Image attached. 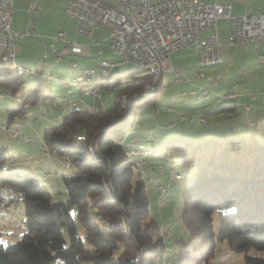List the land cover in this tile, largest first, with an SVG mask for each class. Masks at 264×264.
I'll return each mask as SVG.
<instances>
[{"label": "trees", "instance_id": "trees-1", "mask_svg": "<svg viewBox=\"0 0 264 264\" xmlns=\"http://www.w3.org/2000/svg\"><path fill=\"white\" fill-rule=\"evenodd\" d=\"M12 68L0 62V94L4 90L17 96L5 123L14 129L38 103L43 77L25 83L26 74ZM118 76L113 70L110 77L89 83L94 89H116L109 107L97 106L94 113L78 105L66 107V113L56 119L58 123L45 130L49 157L56 152L70 163L67 167L71 172L62 176L66 201H54L43 179L25 164L15 163L7 145L0 147V204L23 202L26 213L23 237L9 245L0 242V264H50L57 258L65 264H213L218 244L223 241L232 251L245 253L244 264H264V257L247 253L251 248L264 249L262 137L255 130L248 135L241 131L192 132L188 123L152 135L145 145L132 149L129 134L146 115H153L133 111L137 97L132 96L154 79L147 74L121 82ZM156 85L154 92L139 97L144 101L138 109L151 100L160 80ZM43 97H52L51 91ZM125 97L129 100L126 107ZM235 108L237 101L227 99L214 110ZM3 133L12 136L8 131ZM163 135L167 136L154 157L172 164L179 161L193 172V179L184 188L181 216L189 240L178 241L179 251L174 256L169 255L165 234L151 214L142 168L135 170L130 158L139 154L133 151L145 150L149 141ZM73 207L78 209L80 226L72 214Z\"/></svg>", "mask_w": 264, "mask_h": 264}, {"label": "rangeland", "instance_id": "rangeland-1", "mask_svg": "<svg viewBox=\"0 0 264 264\" xmlns=\"http://www.w3.org/2000/svg\"><path fill=\"white\" fill-rule=\"evenodd\" d=\"M103 58L119 61V57L112 53L110 49H107L104 57L97 56L87 60L86 63L81 61L79 65L83 67L86 66V68L93 66L94 69H98L96 66L101 63ZM171 59L174 66L184 69V83H177L174 75L164 72L159 88L154 96H152L151 100H149L144 107L138 109L140 103L143 102L144 99L137 97L132 105L133 111L138 110L140 113H145V115L148 114V112L156 114L157 112H167L168 108L171 107L175 110V113L168 112L171 114H168L171 121H179V119H181V114L177 117V112L180 110L183 111L182 113H185V115H188V112H190V114L194 113L197 116L198 114H205L207 123L201 124L200 118L197 117L194 124H190L191 126L187 127H189L192 132L205 133L206 131H210V133L213 134H219L225 131L227 133L241 131L248 135L255 130L264 140V115L255 119V125H251L248 121L249 117L254 116L255 111L259 109L257 108L260 106L259 103L264 102V96L259 95V100L253 103L254 108L251 111L245 109L243 99H238V106L235 111L224 110L218 113H207L208 110L217 108L222 102L227 101V99L230 101L236 100V98H233V93L231 92L233 90L231 89V91H229L228 88L230 85H228L225 80L220 81V88L217 87L215 89L211 86L213 79H221L224 64L201 66L196 58L195 51L190 49H183L175 52ZM75 60L78 61V58L67 56L63 61H57L51 58L39 67H37L36 63L27 62V66L24 65L25 67L32 71L39 70L43 76L40 99L31 109L40 114L41 118L38 122H33L27 116L23 121L24 125H15L14 127L18 129L16 132L20 134L18 138L0 131V147L7 145L10 154L15 156V158H13L15 163L25 164L27 169L36 172L52 192L53 200L59 202L67 200L62 176L68 175L71 169L65 164L64 157H61L56 152H51V157H49L42 151L41 147L46 139L45 130L51 125L58 123L56 116L60 112L58 109H51L49 101L56 98L60 103L62 97L69 98V96L71 99H76L79 98L80 93H83L82 89L94 88V85L89 83L85 84L84 87L75 86L73 84V80L79 75L71 65ZM201 68L205 74L204 78L199 76ZM114 70L119 72L118 77H120L121 82H125L133 77L150 74L149 70L139 67L136 64H119ZM15 71L16 69L13 71L15 74L18 73ZM110 74H107L106 77H110ZM50 75H53V79H51V77H49L50 79L47 78ZM29 76L28 74L23 76L25 83H31L34 80L37 81L39 78V76H34L32 78ZM201 88H206L211 91L210 98H208L209 96H196L191 94L192 90H199ZM97 89L98 97L84 96L82 98L84 100L79 102L78 107L82 109H91V107L96 104L103 108L112 103L113 94L116 92V89L104 91V89L99 86ZM69 90L72 91L71 94H69ZM49 91H51L52 97H48L47 99L44 98V94ZM16 100L17 96L13 97L8 91L3 90V94H0V126L6 123L9 113L8 108L12 107ZM222 116L224 118H220ZM214 117L219 118L218 122L213 119ZM234 117L239 119L237 122V124L240 125L239 127H241L239 130L231 125V118ZM164 119L165 118L159 122L160 126L158 125L159 127H156L157 132H153L152 135L171 131V129L167 127L170 120L164 121ZM146 121H152V119L145 118L143 122L145 123ZM181 122L183 123L179 127L189 125L186 120ZM23 135L29 137L30 141L24 140L22 138ZM165 136L167 135L158 137V140L149 141L147 148L143 151L136 150L132 152L133 154L139 153L146 155L144 158L137 155H130V158L135 162L134 165L137 164V161L141 162L142 172L146 180L151 214L158 220L161 230L165 234L169 255L174 256V254L179 251L178 241L189 240V234L184 228L181 216L184 210V188L185 185L193 179V172L180 165L179 161L172 164L164 159L154 157V151H160V146L158 145L163 142ZM147 150H149L148 155L146 153ZM160 165H162V169H160ZM171 170L181 172L180 174L187 171H189V173H184V176L182 174L183 177L171 181ZM46 173H50L49 178L46 177ZM163 187L166 188V191H168L167 193L162 192ZM12 197L16 198L17 195H12ZM167 199H169V201ZM72 214L77 220L78 209L76 207L72 208ZM25 219L26 213L23 202L18 204L12 203L11 206L6 202L0 204V242L9 245L20 240L26 230L24 223ZM77 223L79 225L78 220ZM18 225H20V227H18ZM65 238L66 244H69V236L66 232ZM247 253L264 257V249L251 248ZM244 260V252L238 253L232 251L228 242L223 241L218 244L217 254L213 258V264H244ZM50 264H65V262L63 259L57 258ZM83 264L97 263L84 261Z\"/></svg>", "mask_w": 264, "mask_h": 264}, {"label": "built area", "instance_id": "built-area-1", "mask_svg": "<svg viewBox=\"0 0 264 264\" xmlns=\"http://www.w3.org/2000/svg\"><path fill=\"white\" fill-rule=\"evenodd\" d=\"M42 5L37 1L29 4L28 10L38 13ZM14 0H0V59L17 58L19 39L32 33L29 29L23 33L12 27ZM65 12L77 21L76 31L79 35L91 37L100 27H108L111 38L110 47L119 61L104 59L96 67L110 70L113 67L130 64H147L157 69L158 79L164 72L175 76L177 82H184V71L181 67L174 66L171 54L175 51L196 48L201 66L221 64L223 58V40L220 33L219 20L230 19L229 42L232 46L245 45L253 42L257 49H261V59L264 61V12H252L248 9L243 14L232 13L230 2H207L204 0H68ZM63 43L62 49L53 50L57 60H62L64 55L80 52L81 45L65 31H60L54 38ZM105 43L104 41H102ZM48 56V53L45 54ZM34 75V74H32ZM201 68L199 76H203ZM95 76L93 67L84 77ZM53 78L52 76H49ZM217 80L212 81L216 86ZM196 96H209L211 91L206 88L192 90ZM84 96H98V90L89 93H80L78 99L62 97V113L56 116L61 118L66 107L77 106ZM240 96V95H239ZM251 99L256 96L251 93ZM55 107L56 102H51ZM97 105L91 107L94 109ZM246 110L251 109V104L245 103ZM28 118L38 122L41 115L30 111ZM193 121L195 115L189 116ZM205 122L204 118H201ZM18 125H24L23 122ZM2 132H10L17 137L16 128L12 129L7 124L0 126ZM28 140L27 137H22ZM42 151L50 156L48 146L44 143ZM139 155V154H138ZM144 156V155H142ZM66 165L70 163L66 162ZM134 169L141 167V162L135 164ZM173 177L180 178V172L171 170ZM167 192L166 188L162 189ZM20 227V226H18Z\"/></svg>", "mask_w": 264, "mask_h": 264}, {"label": "crops", "instance_id": "crops-1", "mask_svg": "<svg viewBox=\"0 0 264 264\" xmlns=\"http://www.w3.org/2000/svg\"><path fill=\"white\" fill-rule=\"evenodd\" d=\"M32 1H37L42 5V8L36 14L28 10L29 4ZM67 1L68 0H14L15 9L13 12V21H12L13 29L21 33L29 29L32 30L31 34L20 38L18 41L19 48L17 50V61L21 65L24 66L28 62V63H36L37 67H39L45 61L51 58L56 59V55L54 53L52 44H54V46L57 49L63 48V43L59 41H55L54 39L60 31L67 32L70 37L75 38L78 41V43L81 45L80 52L64 55L63 59L60 60V61L65 60L67 56L77 57L78 61L75 60L74 62H72L71 65L72 67L75 68L76 72L78 73L80 70L86 69V66L83 67L79 65L81 61L86 63L87 60L95 58L97 56L104 57L107 49H110V51L113 53L110 47L111 38L109 35L108 27H100L94 32V34L91 37L79 35L77 33L76 31L77 21L74 18L67 15V13L65 12ZM107 1L114 2V0H107ZM204 1L230 2L232 4V13L235 15L243 14L248 9H252V12H256V11L264 12V0H204ZM230 23H231L230 19L225 18L219 20L220 33L223 40V58H224V61L221 64H224V67L222 68L221 79L219 78L213 79V80H217V84L216 86H212V85L211 86L214 87L215 89L217 87L220 88L221 87L220 81L225 80L226 83L230 85V87L228 88L229 91H231V89L233 90L231 92L233 93V98H236L235 101H237V106H238V99L241 100L243 99L244 104L245 103L251 104V109L247 110V111H251L254 108L253 103L258 102L259 95L264 96V61L260 57L261 49H257L253 42H248L247 44L241 46H232L230 44L229 42ZM102 41H104L105 43H103ZM263 46H264V42H263ZM187 49L195 51L196 58L199 62L197 49L196 48H187ZM175 52L171 54V57ZM46 53H48V56H45ZM104 59L105 58H103L102 60ZM91 67L93 66L87 68H91ZM35 73H36L35 76L41 75V72H39V70H36ZM50 76L53 77V75ZM204 77L205 74L201 78ZM47 78L50 79L49 76ZM177 83L183 84L184 82H177ZM96 88L98 87L96 86ZM104 91H108V90H104ZM71 93L72 91L69 90V94ZM251 93H253L256 96L255 99L250 98L249 95ZM54 99L56 100V106L52 107L51 102H53ZM49 102L51 109L60 110V112L57 115L62 113L63 108L60 105L61 102L59 103L58 99L53 98ZM110 105L111 103L105 107H109ZM259 105H258L259 107H257L259 109L256 108L257 110L255 111L254 116L249 117L248 121L251 125H255V119L264 115V102H260ZM236 109L237 108H235L232 111H235ZM174 111L175 110L173 108L169 107L167 112H162V113L157 112L156 114L153 113V115H149V116L146 115L147 118L152 119V121H146L145 123L142 122L135 125L134 130L128 136L130 147L132 149H136V148H140L142 145H145L144 143H146L148 138L152 137V133L157 132L156 127L160 126L159 122L163 120V118H165L164 121L170 120L169 119L170 116H168V114L169 115L171 114L168 112L172 113ZM182 112L183 111L181 110L177 112L178 113L177 117L178 115L180 116L181 114V119H179V121L170 120V123L168 124V126L167 125L166 126L171 129L174 127H179L183 123L181 121L184 120L188 121V123L191 122L189 124L192 125L194 124L197 117L200 118L201 124L207 123V117L205 116V114H198L197 116L194 113L190 114V112H188L187 113L188 115H185V113ZM65 113L66 112H64L62 116ZM207 113H218V112L215 111L214 109H210L208 110ZM192 114L195 115V119L193 121L189 119V116ZM201 118H204L205 122H202ZM220 118H224V117L222 116ZM213 119L217 122L219 120L218 117H214ZM238 120L239 119L237 117L231 118V125L238 128L239 130L241 129V127H239L240 125L237 124ZM18 136L15 138H18ZM27 138L28 140L26 141H30V138L29 137ZM137 156H141L142 158V154H139Z\"/></svg>", "mask_w": 264, "mask_h": 264}, {"label": "bare ground", "instance_id": "bare-ground-1", "mask_svg": "<svg viewBox=\"0 0 264 264\" xmlns=\"http://www.w3.org/2000/svg\"><path fill=\"white\" fill-rule=\"evenodd\" d=\"M0 45H1V38H0ZM0 62L5 64V65H7V66L16 68L22 74H28V75H32L33 74V71L28 69V68H26V67H24L23 65H21L17 61V58H1ZM136 65H138L139 67H142V68H144L146 70H149L150 75L153 77L154 80L144 90H142L138 94L133 95L132 97L136 98V97L148 96L149 94H151L152 92H154L156 90L157 81H159L161 78L158 79V73H157V69L156 68H153L152 66L147 65V64H136ZM114 69H115V67H113L110 70H102L101 67H98V69H93V74L95 76H88V78L84 77V73H88L91 70V68H86V69L80 70L79 75L77 76V78L73 80V84L77 85V86H80V87H83L84 84H86V83H92L93 81L98 80V79H100L101 77H103V76H105L107 74H110ZM95 90L96 89H94V88H86L83 93H89V92H92V91H95ZM64 98H68V97H64ZM53 102H55V101H53ZM128 102H129L128 97H126L124 99V101H123L124 107L127 105ZM94 111L96 112L97 108H95ZM16 133H18V132H16ZM180 177H181V174H180ZM171 178L172 179H176V178H179V177H173V175H171ZM18 226H20V225H18Z\"/></svg>", "mask_w": 264, "mask_h": 264}]
</instances>
